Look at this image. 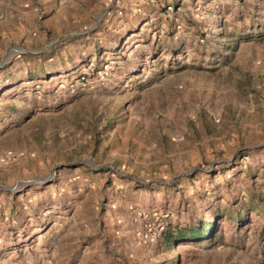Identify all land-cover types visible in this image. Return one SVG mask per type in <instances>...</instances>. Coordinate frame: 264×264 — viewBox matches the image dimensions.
I'll list each match as a JSON object with an SVG mask.
<instances>
[{"label":"rangeland","instance_id":"obj_1","mask_svg":"<svg viewBox=\"0 0 264 264\" xmlns=\"http://www.w3.org/2000/svg\"><path fill=\"white\" fill-rule=\"evenodd\" d=\"M7 52L0 264H264V0H0Z\"/></svg>","mask_w":264,"mask_h":264},{"label":"trees","instance_id":"obj_2","mask_svg":"<svg viewBox=\"0 0 264 264\" xmlns=\"http://www.w3.org/2000/svg\"><path fill=\"white\" fill-rule=\"evenodd\" d=\"M209 226L201 224L197 227L188 228H178L174 232L165 235V241L167 244L173 242L189 241V242H199L205 239H209L211 234Z\"/></svg>","mask_w":264,"mask_h":264},{"label":"water","instance_id":"obj_3","mask_svg":"<svg viewBox=\"0 0 264 264\" xmlns=\"http://www.w3.org/2000/svg\"><path fill=\"white\" fill-rule=\"evenodd\" d=\"M23 52H25V53H31V52H28V51H26V50H23ZM8 54H9V53L7 52V53L5 54V56L2 58V60H1V62H0V67H2V65L4 64L5 60L7 59ZM52 173H53V172H51L49 176H51Z\"/></svg>","mask_w":264,"mask_h":264}]
</instances>
